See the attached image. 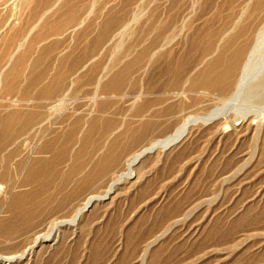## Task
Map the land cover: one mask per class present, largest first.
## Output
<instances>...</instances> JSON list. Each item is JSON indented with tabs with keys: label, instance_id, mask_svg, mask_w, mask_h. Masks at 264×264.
<instances>
[{
	"label": "rangeland",
	"instance_id": "obj_1",
	"mask_svg": "<svg viewBox=\"0 0 264 264\" xmlns=\"http://www.w3.org/2000/svg\"><path fill=\"white\" fill-rule=\"evenodd\" d=\"M193 1L65 0L46 16L42 34L53 26L67 28L66 21L72 13L84 21L75 32L48 33L47 38H42V84H54L53 76L58 73L60 64L66 63L68 67L79 61L80 64L88 62V65L74 76L73 88L80 91L71 92V101L63 109L54 110L52 116L49 113L60 104L62 95L42 102V120L51 119L49 123H42V132L24 131L0 149V186L4 185L7 192L0 194V221H7L9 225L0 227V255L22 253L36 235L48 233L54 222L71 216L72 210L65 209L44 218L40 206L49 208L59 203L66 193L68 195L80 184V165H83V172H90L108 153L127 154L148 145L152 139L143 144L137 140L144 122L158 121L163 127L154 139L163 138L176 122L202 117L217 105L220 94L210 92L188 96L181 100L182 103L174 100L171 103L176 104L175 110L166 112L171 104L164 102L167 83L174 75L184 70L188 72L195 65L211 29H219L242 0H199L191 10L193 7L189 4L192 6ZM8 7L0 6V28L6 26L7 37L26 33L33 6L22 11L16 23L15 11L10 5ZM134 14L140 16L138 25L144 27L148 37H140L139 31L133 32L129 42L131 54L128 59L119 60L112 54L119 39L116 34ZM185 16L191 17L187 28L175 41L178 42L163 52L161 60L148 63L147 56H138L141 51H147L155 25L173 28L176 24L178 32ZM102 36L103 42L98 44ZM4 54L2 47L0 62ZM32 56L33 53L29 58ZM126 62H132V68L120 81L122 86L120 84L116 92H104V83L98 84L102 71H110L112 77ZM1 89L0 84V119L14 111L12 99L17 96L5 94ZM97 95L99 98L94 101ZM31 104H20L19 110L26 111ZM145 104L148 108L142 109ZM148 111L152 116L144 117ZM76 120L79 123L74 125ZM93 120L94 132L80 142L79 137L86 133ZM109 122L110 129L105 131ZM209 125L200 121L193 126L185 142L146 156L136 174L117 186L109 198L98 201L77 228L63 229L58 243L45 242L29 257L31 260L13 264H264V144L259 152L263 153L260 160L255 161L248 172L225 184L223 175L234 172L245 158L254 154L256 141L253 133L239 140L219 139ZM74 126L73 139H69ZM49 141L57 146L67 145L66 153L55 170L50 171L52 180L32 199L27 195L34 190V185L23 182L22 176L28 169L24 172L21 167L25 160L29 164L37 159L49 162L58 151L44 147ZM24 142L29 146H23ZM87 152L90 154L86 156ZM122 168V165L117 167L116 175L124 171ZM112 178L111 174L101 177L90 192L104 195ZM14 185L17 188L13 189ZM17 193L27 196L17 205L27 208L19 216L9 208ZM4 231L13 235L11 240L2 241ZM154 239L158 241L148 250L147 246Z\"/></svg>",
	"mask_w": 264,
	"mask_h": 264
},
{
	"label": "bare ground",
	"instance_id": "obj_2",
	"mask_svg": "<svg viewBox=\"0 0 264 264\" xmlns=\"http://www.w3.org/2000/svg\"><path fill=\"white\" fill-rule=\"evenodd\" d=\"M62 1L65 0H0V3H2L0 6L3 5L6 8L10 5V7L14 9V21H18L20 19L22 11L30 9V7L32 8L33 6L29 14L30 26L25 29L26 33L23 32L19 36L10 35L11 37H7L6 26H1L0 28V47H3L5 50V56L2 62H0L1 90L5 94L14 93L17 95L12 99L14 111L9 112L7 115H5V117L0 119V149L6 147V144L9 140L17 138V135L23 133L24 131H36L38 134L42 132V123L46 124L51 122L50 118L42 120V87H39V85L42 83L41 74L39 73L42 63V50L40 49L42 47L40 46L42 45V38L48 33H52V35L55 33L56 35L62 31L63 33L66 32V34L70 32V30L71 32H75L79 29L84 21V18H75L72 16L74 13H72L66 21V23H68L67 28H55L53 26V28H51L48 32H43L42 34V22L45 20V18H47L46 16L51 11H54V9ZM198 1L199 0H194L193 3L190 2L192 3V6L189 4V7H193L191 10L196 8L195 6ZM234 4L238 5L235 2ZM183 6L186 7V4ZM142 13L140 16L143 15ZM189 14L192 16V12ZM140 16L134 14L131 20L127 21V23L123 25L122 29L116 34L119 36V39L116 42L117 45L113 48L112 54L119 60H126L128 59V56H130L132 45H130L129 42H131L133 32L139 31L141 34L140 37L146 36V39L148 37L144 27H139L138 25L140 22ZM189 16H185L183 18L181 29L179 30V28H177L179 30L178 32L177 30L175 31V28L177 27L175 26L176 24L173 26V28H171L172 26L170 27L165 24L155 25L151 30L154 36L152 39H150L151 43L148 46L149 49L147 48V51H141L138 56L140 58L143 56L145 58L147 56L148 63L157 61L161 55H163V52L173 45V43L184 33L183 31L187 28V25L190 22L188 19L191 17L189 18ZM225 21L226 22H224L221 27L218 26L219 29L214 31L211 29L212 32H209L206 45L202 49L199 57L196 56L198 59L195 65L188 72L184 70L178 75H174V77L170 79L166 85V99L164 100L165 103H171L174 100H177L178 102V100L181 101L182 99H185L188 96L190 97L191 95H208L210 92H218L220 96L219 101H217V105L202 117H189L183 121L180 120V123L176 122V126H173V128L171 127L172 129L163 138L154 139L156 133H158L159 129L163 127L162 125L158 124V121L144 122L140 128V136L137 138V140L143 144L144 142L152 139L148 145L140 146L137 150H132L129 153L126 151L127 154H122L123 152L121 154L116 152L108 153L101 161L96 164V166L94 165L95 167L90 172H83V165H80L79 172L81 171L82 173V181L80 184L73 190L70 189L72 191L68 195L66 193L65 198L59 203H56L49 208H44V205L40 206V213L44 216V218L50 216L56 211H64L65 209L72 210L71 216H69L67 219L63 218L64 220H58L54 222L48 233L36 235L33 243L30 246L24 248L25 250L23 249L24 251L22 253L13 256L0 255V264H13L19 263L25 259L28 260V258L33 253H37L40 248L44 246L45 242H50V245L58 243L63 229L77 228L82 222L81 220L83 217L88 212H90L92 208H94V205H96L98 201L102 202V200L109 198L112 194H114L117 186H120V184L125 181V179H130V177H133L136 174L137 169H139V166L146 156L153 154L160 149L166 151L173 148L175 145L178 146L177 144L182 142L184 139H187L186 137L190 134L193 126L197 125V123L200 121L203 124H210L211 126L209 125V129H212L214 136L219 139L224 137H233L235 140H239L241 137H245L246 134H254V140L256 141L254 154L251 157L248 156L250 158H245L235 171L232 170L234 172L231 171L232 173H229L228 175L225 173L226 175H223V181L225 184L236 176L248 172L253 166L252 164H254L255 161L260 160V154L263 153L259 152L261 150L262 144H264V0H242L236 9L234 8L232 13L229 14ZM45 25L46 23H44V26ZM103 35L105 36V34ZM102 42L103 36L100 38L98 44ZM204 43L205 42H203V44ZM32 53L36 56L31 58V61L28 62V59ZM86 65H88V62L80 64L79 61H75L72 65H70V71H75V73L72 75V81L70 83L69 89L66 92L67 94H63L62 90L55 92V94L60 96L62 95V98H59L61 100L60 104L51 108L52 110L50 109L49 113L51 116L54 110L59 111L63 109L64 105L71 99V92L73 93L80 91L77 88H73V85L75 84L74 76L76 77V75L79 73L78 71L86 68ZM112 67H115V63L112 65ZM131 68L132 62H126L122 70L119 73L114 74L112 77L110 71L104 72V70L98 78V84L100 85L104 83L102 86L104 92H116L120 88V81L125 79ZM27 70L30 71L31 78H28V76L23 78V72ZM30 79L31 81H29ZM63 81L65 82V79H63ZM33 86L36 88V90L33 89L28 92V88H32ZM73 95H75V93ZM141 95V93L137 95V99L140 98ZM213 96H215L214 93ZM29 97L31 98L29 99ZM207 97L208 96H206V98ZM98 98V95L95 96L94 101H97ZM137 99L134 100V103L137 101ZM24 102L32 104L29 105L26 111H21L19 110V107L20 104ZM154 103L157 102L154 101ZM174 104L171 103L168 105L169 107L167 108V113L173 112V109L176 105ZM146 107V104L141 106L142 109ZM182 107L180 109H182ZM181 111L183 112L184 110ZM148 112L145 114V116L143 114V116H152V113ZM177 115L178 114L175 116ZM167 116L169 117V114ZM77 123H79L78 120L74 122V125ZM94 123L95 121L93 120L90 123L92 125L88 128L86 133L82 135V137H79L80 142L91 137V134L95 130V127L93 126ZM110 123L111 122H109L106 126L105 131L110 129ZM75 130V126L71 128L68 135L69 139H73V133ZM23 146H29L28 142H24ZM66 146L67 145L57 146L54 141H49L44 147L55 148L58 150L49 162L42 159H37L29 164L26 162V160L24 161L21 170L23 169L25 172V170L28 169V171L22 176L23 182L25 184L34 185V190L27 196H30L33 199L36 197L39 190L52 180L51 175L53 173H50V171L55 170L57 164L63 159V156L66 153ZM89 154L90 152L85 153L86 156ZM122 155H124L123 158H121ZM3 159L6 161L5 154L3 155ZM120 165H122V167L124 166V168H122L124 171L121 173H119V171V174L116 175L117 167ZM106 174H111L113 178L111 179L112 181H110L111 183L108 185V189H106L104 195L90 192L92 186L96 185L94 183H96L101 177H105ZM20 180L21 178L19 177L18 182ZM15 188H17V186H15L13 189ZM6 193V187L1 185L0 194L4 195ZM27 196L23 193H17L15 195L14 203L9 208L10 210L15 211L17 216L27 209L25 207L23 208L22 206H17L22 202V200L24 201ZM16 215L15 218L17 217ZM13 225L15 226L14 223ZM8 226L9 225L7 221H0V227L4 228ZM8 232L9 231H4L2 241L6 242L12 239L13 235H11V233L8 234ZM31 232L33 233V231ZM158 239H154L153 242L151 241L152 243L147 246V249L149 250L150 246L156 243ZM147 249H145L146 252Z\"/></svg>",
	"mask_w": 264,
	"mask_h": 264
},
{
	"label": "crops",
	"instance_id": "obj_3",
	"mask_svg": "<svg viewBox=\"0 0 264 264\" xmlns=\"http://www.w3.org/2000/svg\"><path fill=\"white\" fill-rule=\"evenodd\" d=\"M47 37H43V38H47ZM42 41H43V39H42ZM40 49L42 50V47ZM33 56H36V55H33ZM33 56L31 58H33ZM31 58L28 59V62L31 61ZM59 68L60 69L58 70V73L53 76V78H55L54 84L52 83V85H48L46 83L47 84V86H46V84L41 83L39 85V87H42V102L44 100L47 101L49 99H53L55 96L58 95V94H55V92L58 90H62L63 92H66L69 89L70 83L72 81V75L75 73V71H70V66L66 67V63H63L62 65L60 64ZM39 73L41 74V79H42L43 73H44L42 71V67H41ZM27 76H28V78H31L30 71H28V70L23 72V78L27 77ZM68 77H69V79H67ZM63 79H65V82L63 81ZM29 81H31V79ZM33 89L36 90V88L34 86L32 88L29 87L28 92H30ZM30 98L31 97H29V99Z\"/></svg>",
	"mask_w": 264,
	"mask_h": 264
}]
</instances>
